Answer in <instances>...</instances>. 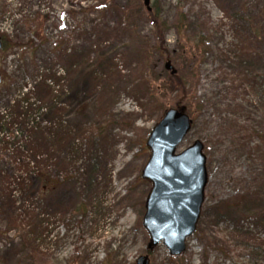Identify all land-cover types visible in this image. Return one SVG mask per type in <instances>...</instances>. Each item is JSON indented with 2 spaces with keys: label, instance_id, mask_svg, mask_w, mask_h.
<instances>
[{
  "label": "rangeland",
  "instance_id": "obj_1",
  "mask_svg": "<svg viewBox=\"0 0 264 264\" xmlns=\"http://www.w3.org/2000/svg\"><path fill=\"white\" fill-rule=\"evenodd\" d=\"M155 2L164 50L178 11L208 40L185 94L143 0H0V264H264V0ZM178 104L192 128L177 153L201 142L207 183L172 258L147 250L141 173Z\"/></svg>",
  "mask_w": 264,
  "mask_h": 264
},
{
  "label": "water",
  "instance_id": "obj_2",
  "mask_svg": "<svg viewBox=\"0 0 264 264\" xmlns=\"http://www.w3.org/2000/svg\"><path fill=\"white\" fill-rule=\"evenodd\" d=\"M148 4L149 0H143L150 12ZM164 68L170 75L176 74L170 61H166ZM191 124L185 107L168 109L147 138L150 156L141 173L151 183L142 219L149 236L147 250L162 244L174 258L185 252L187 240L196 231L207 183L201 142L195 141L177 153ZM136 264H149L148 257H139Z\"/></svg>",
  "mask_w": 264,
  "mask_h": 264
},
{
  "label": "trees",
  "instance_id": "obj_3",
  "mask_svg": "<svg viewBox=\"0 0 264 264\" xmlns=\"http://www.w3.org/2000/svg\"><path fill=\"white\" fill-rule=\"evenodd\" d=\"M156 1V0H155ZM160 11L158 10V7L156 6V2L153 5L152 11L147 12L146 16L150 23L152 24L155 32H156V40H155V46L154 48L156 51L164 55L166 61H171L176 69V74L174 76H170L169 78L174 80L175 88L180 93H186V88H188V78L190 79H197L198 78V68L205 60V57L212 56V53L209 52L207 47L208 40L204 38V36L201 35H195V36H188V30L186 26V16L183 14V12L178 11L177 17L175 18V22L173 23V29L176 32L177 36V49L172 54L165 49V41L163 38V30L166 28L165 24L160 19ZM39 29V28H38ZM35 36H38L36 33ZM7 46V40L5 38L2 39V48L1 50H5ZM149 49H144L142 54L144 57L148 56ZM243 51V50H242ZM146 54V55H144ZM241 56H239L241 59L240 62L243 61V52L239 53ZM219 57V56H218ZM238 57V56H237ZM188 63H191L190 68L187 66ZM183 105H176V107H181ZM185 107V106H184ZM186 108V107H185ZM264 158V157H263ZM264 171V170H263ZM264 184V172L263 177L261 180ZM199 224V223H198ZM197 224V228H198ZM196 228V230H197Z\"/></svg>",
  "mask_w": 264,
  "mask_h": 264
}]
</instances>
